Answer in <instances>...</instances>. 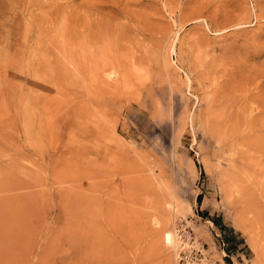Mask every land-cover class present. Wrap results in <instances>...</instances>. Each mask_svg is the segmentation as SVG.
Returning <instances> with one entry per match:
<instances>
[{
  "label": "rangeland",
  "instance_id": "obj_1",
  "mask_svg": "<svg viewBox=\"0 0 264 264\" xmlns=\"http://www.w3.org/2000/svg\"><path fill=\"white\" fill-rule=\"evenodd\" d=\"M0 105V264H264V0H0Z\"/></svg>",
  "mask_w": 264,
  "mask_h": 264
},
{
  "label": "bare ground",
  "instance_id": "obj_2",
  "mask_svg": "<svg viewBox=\"0 0 264 264\" xmlns=\"http://www.w3.org/2000/svg\"><path fill=\"white\" fill-rule=\"evenodd\" d=\"M43 16H45L46 14H42ZM38 16V15H37ZM39 18V17H38ZM44 18V17H43ZM47 18V17H46ZM45 18V19H46ZM33 20H34V18H33ZM41 24V23H40ZM35 25H36V23H35ZM42 26H43V24H41ZM37 26V25H36ZM41 26V27H42ZM40 27V26H39ZM40 27V28H41ZM40 30H43V27H42V29H40ZM43 33V32H42ZM95 33H93V35H94ZM95 36V35H94ZM93 37V36H92ZM84 38V37H83ZM87 38H88V36H87ZM94 38V37H93ZM93 38H91L90 37V39H93ZM81 39V38H80ZM89 39V40H90ZM96 39V38H95ZM87 40V39H86ZM97 40V39H96ZM99 40V39H98ZM101 40V39H100ZM93 41H95V40H93ZM90 42V41H89ZM97 42H99V41H97ZM42 44V43H41ZM48 44V43H47ZM95 44V43H94ZM90 45V44H89ZM42 46V45H41ZM80 46V45H79ZM82 46V45H81ZM80 46V47H81ZM43 47V46H42ZM45 47V46H44ZM48 47V46H47ZM49 48V47H48ZM80 49V48H79ZM83 49H84V47H83ZM37 52H38V49L36 50ZM50 51V50H49ZM36 52V53H37ZM70 52V51H69ZM68 52V53H69ZM81 52H83V50L81 51ZM102 52V51H101ZM70 53H72V52H70ZM70 53H69V55H70ZM84 53V52H83ZM107 54V53H106ZM50 55V54H49ZM75 55V54H74ZM86 55V54H85ZM73 56V55H72ZM98 56H99V54H98ZM67 57H68V55H67ZM69 57H71V56H69ZM83 58V57H82ZM96 58H99V57H96ZM110 58H111V56H110ZM89 59V58H88ZM100 59V58H99ZM40 60H42V59H40ZM78 60V59H77ZM83 60H85V59H83ZM95 60V59H94ZM112 60V59H111ZM74 61V60H73ZM87 61V60H86ZM89 61V60H88ZM90 61H92V59H90ZM89 61V63L91 64V62ZM97 61H98V59H97ZM113 61V60H112ZM80 62H82V61H80ZM106 62V61H105ZM110 62V61H109ZM41 63V62H40ZM47 63V62H46ZM84 63V62H83ZM88 63V64H89ZM97 63V62H96ZM101 63V62H100ZM108 63V62H107ZM106 63V64H107ZM114 63V62H113ZM41 64H44V63H41ZM41 64H38V65H40V66H42ZM51 64H53L52 62H51ZM93 64V63H92ZM91 64V65H92ZM109 64H111V63H109ZM38 65H36V66H38ZM84 65V64H83ZM103 65V64H102ZM48 66H50V64H48ZM35 67V66H34ZM43 67H45V66H43ZM93 67H94V64H93ZM5 68V67H4ZM41 68V67H40ZM89 68H90V66H89ZM33 69V68H32ZM36 70H38L37 68H35ZM42 69H44V68H42ZM81 69V68H80ZM87 69V68H86ZM47 70V69H46ZM82 70H83V68H82ZM85 70V69H84ZM34 71V70H33ZM45 71V70H44ZM44 71H42V73H44ZM58 71V70H57ZM89 71V70H88ZM39 72V71H38ZM36 75H37V73L36 72H34ZM41 73V74H42ZM58 73V72H57ZM56 74V73H55ZM89 74V73H88ZM44 75V74H43ZM50 75V74H49ZM61 74H58V77L60 76ZM38 76V78H40L39 76L40 75H37ZM36 76V77H37ZM70 76V75H69ZM86 76H88L89 77V75H86ZM35 77V76H34ZM85 77V76H84ZM97 77V76H96ZM99 78V77H98ZM92 79V78H91ZM37 91V90H36ZM2 92H3V90H2ZM35 99V98H34ZM32 101H33V99H31ZM45 101V100H44ZM37 102V101H36ZM40 102H41V100H40ZM45 103V102H44ZM36 104H38V102L36 103ZM32 105H33V102H32ZM44 105V104H43ZM1 106V105H0ZM36 106V105H35ZM220 113V112H219ZM45 114V113H44ZM47 115V114H46ZM35 117H36V115H35ZM37 118V117H36ZM42 118V117H41ZM43 118H45V117H43ZM238 118V117H237ZM242 118V117H241ZM39 119V118H38ZM40 120V119H39ZM42 120V119H41ZM240 120V119H239ZM1 122H2V120H0ZM44 120H42V122H43ZM35 122H36V120H35ZM244 122H245V120H244ZM6 123H8V122H6ZM31 123H32V121H31ZM40 123V122H39ZM45 123H46V121H45ZM44 123V124H45ZM2 124H4V123H2ZM42 124V123H41ZM40 124V125H41ZM243 124V123H242ZM210 130H212L215 134H217V136H218V138L221 140V141H231V140H234V139H236V138H238V136H237V134L239 133V125H240V121H237L236 120V122H233L232 123V125H230L229 127H227L226 126V124H224V121L221 119V121H220V119L218 118V117H214L211 121H210ZM7 126V125H6ZM45 126V125H44ZM242 126V125H241ZM240 126V127H241ZM42 128H43V126H42ZM46 129V128H45ZM1 130V129H0ZM44 131H46V130H44ZM42 132V131H41ZM2 133V132H1ZM3 134V133H2ZM3 136V135H2ZM229 141V142H230ZM43 158V157H42ZM15 182H17V180H14ZM13 181V184L15 183ZM11 183V184H10ZM9 183V187H11L10 185H12V181ZM18 183H20V182H18ZM18 183H16V187L18 186V185H21V184H18ZM114 184H116V183H114ZM118 184V183H117ZM14 185H12V187L13 188H15L14 187ZM24 185V184H23ZM121 185V184H120ZM22 186V185H21ZM25 186V185H24ZM113 186V185H112ZM112 188H114V187H112ZM11 189V188H10ZM118 189H119V186H118ZM116 192V191H115ZM122 191H120V193H121ZM123 193V192H122ZM121 193V194H122ZM15 194H17V193H15ZM14 194V195H15ZM20 194V193H19ZM125 194V193H124ZM14 195H10L11 197H17V195L16 196H14ZM79 195V194H78ZM115 195V194H114ZM127 195V194H126ZM129 195V194H128ZM127 195V196H128ZM131 195V194H130ZM129 195V196H130ZM10 196H8V197H10ZM20 196V195H19ZM81 197H82V195H80ZM115 196H117V195H115ZM123 196V195H122ZM127 196H125L124 195V198L125 197H127ZM80 198V197H79ZM78 199V198H77ZM83 199H84V197H83ZM118 199H121V198H119L118 197ZM86 200V199H85ZM97 200H99V199H97ZM121 200H123V198L121 199ZM81 201V200H80ZM83 201V200H82ZM87 201H88V203H89V200L87 199ZM87 201L86 202H84L83 204H86L87 205ZM100 201V200H99ZM103 201V200H102ZM117 201V200H116ZM123 201H125V200H123ZM130 201V200H129ZM78 202H79V199H78ZM119 202V201H118ZM118 202L115 204V205H117L118 206ZM82 203V202H81ZM98 204V203H97ZM100 204V203H99ZM102 204L103 203H101V206H102ZM111 204V203H110ZM122 204V201H120V204H119V207H120V205ZM91 205V204H90ZM107 205V204H106ZM98 206H100V205H98ZM105 206V205H104ZM103 206V207H104ZM112 206V209H114V210H118V209H116V206H114V208H113V205L111 204L110 205V207ZM122 206H124V203H123V205H121V207ZM80 207V206H79ZM70 208H71V206H70ZM85 208V207H84ZM93 208V207H92ZM85 209H87V207L85 208ZM84 209V210H85ZM106 208H104V210H105ZM122 209V208H121ZM124 209V208H123ZM81 210V209H80ZM88 210H89V208H88ZM88 210L85 212V213H87L88 212ZM102 210V209H101ZM106 210H108V208L106 209ZM110 210V209H109ZM120 210V209H119ZM65 211H67V210H65ZM77 212H79V211H77ZM91 212V211H90ZM116 212V211H115ZM111 213H113V210H112V212ZM79 214V213H78ZM82 214V213H81ZM84 214V213H83ZM92 213H90V215H91ZM79 219V217L76 215V218H75V220L76 219ZM81 218V217H80ZM84 219V221H88L87 219H88V217L87 216H85V217H83ZM90 218V217H89ZM82 221V220H81ZM81 221H79V222H81ZM83 221V222H84ZM77 224H79L80 225V223H77ZM78 226V225H77ZM90 226V225H89ZM79 227V226H78ZM28 228H30V226L28 227ZM31 229V228H30ZM78 229V228H77ZM27 230V229H26ZM26 230H25V232H26ZM27 233H28V231H27ZM31 233V232H30ZM80 233V232H79ZM21 234H24L23 232L21 233ZM25 236V235H24ZM95 236V235H94ZM91 237V236H90ZM90 237H88V238H90ZM82 238V237H81ZM165 238H166V241L170 244V243H173L174 244V242H175V236H174V234L172 233V232H170V231H168V232H166L165 233ZM26 239V238H25ZM92 239V238H91ZM95 239V238H94ZM82 240V239H81ZM89 240V239H88ZM85 242V241H84ZM95 240H93V241H91L89 244V247H93L94 246V244H95ZM80 243V242H79ZM167 243V244H168ZM83 248L85 249V245H83L82 243H80V248H79V250H83ZM83 259V258H82ZM89 259V258H88ZM84 260V259H83ZM91 260V262H93L95 259L93 258V259H90ZM80 264V263H79ZM81 264H84V262H82L81 261Z\"/></svg>",
  "mask_w": 264,
  "mask_h": 264
},
{
  "label": "trees",
  "instance_id": "obj_3",
  "mask_svg": "<svg viewBox=\"0 0 264 264\" xmlns=\"http://www.w3.org/2000/svg\"><path fill=\"white\" fill-rule=\"evenodd\" d=\"M202 172H203V171H202ZM197 200H198L199 202H201V200H202V195H201V194H199V195L197 196ZM200 214H201L202 216H204V217H208V216H210V212H209L208 210H202ZM213 220H214V222H215L216 224H218V225L221 224L219 218H214ZM233 236H235V233H234L233 229H231L230 237L227 236V239L230 241V239H231ZM227 249L230 250L231 247H227Z\"/></svg>",
  "mask_w": 264,
  "mask_h": 264
}]
</instances>
